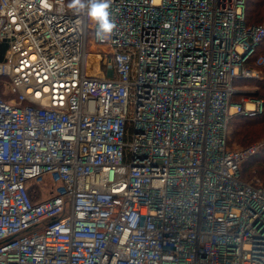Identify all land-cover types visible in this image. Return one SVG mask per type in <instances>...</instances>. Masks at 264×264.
<instances>
[{
  "label": "built area",
  "instance_id": "built-area-1",
  "mask_svg": "<svg viewBox=\"0 0 264 264\" xmlns=\"http://www.w3.org/2000/svg\"><path fill=\"white\" fill-rule=\"evenodd\" d=\"M247 1L110 0L97 39L71 0H0V264H264L261 144H228L264 110L234 99Z\"/></svg>",
  "mask_w": 264,
  "mask_h": 264
},
{
  "label": "trees",
  "instance_id": "trees-1",
  "mask_svg": "<svg viewBox=\"0 0 264 264\" xmlns=\"http://www.w3.org/2000/svg\"><path fill=\"white\" fill-rule=\"evenodd\" d=\"M247 23H258L264 20V0H248L246 5ZM262 20V21H261ZM264 57V40L257 47L251 60L248 62L249 66L262 68L264 64H258L259 58ZM237 86H253L256 87L253 95L264 99V78L251 77L237 79L235 82ZM242 94H236L234 99H240ZM231 132L228 138L230 145L232 138H235L241 145H251L261 141V149L258 153L250 157L242 166L241 178L244 181L251 182L259 180L264 183V110L255 115H235L230 120ZM259 143V142H258ZM33 198H36V192L32 188L30 190Z\"/></svg>",
  "mask_w": 264,
  "mask_h": 264
},
{
  "label": "clouds",
  "instance_id": "clouds-1",
  "mask_svg": "<svg viewBox=\"0 0 264 264\" xmlns=\"http://www.w3.org/2000/svg\"><path fill=\"white\" fill-rule=\"evenodd\" d=\"M69 7L76 13L82 10L90 22L96 25L97 39L110 35L116 24L110 12V0H71Z\"/></svg>",
  "mask_w": 264,
  "mask_h": 264
},
{
  "label": "rangeland",
  "instance_id": "rangeland-1",
  "mask_svg": "<svg viewBox=\"0 0 264 264\" xmlns=\"http://www.w3.org/2000/svg\"><path fill=\"white\" fill-rule=\"evenodd\" d=\"M262 21V20H261ZM264 21V20H263ZM258 23H260V22H258ZM251 24H257V23H251ZM262 70V69H261ZM262 76H263V78H264V70H263V73H262ZM255 89H257L256 87H253V86H249V85H247V86H244L243 88H242V92H243V96H248V95H250V94H253L252 92H254L255 91ZM236 100H241V98L240 99H236ZM231 129V128H230ZM259 143H261L262 144V142L261 141H258ZM257 142V143H258ZM230 147H246L245 145H241V144H239L238 143V141L235 139V138H232V141H231V143H230V145H229ZM249 146V145H248ZM62 183H61V181H59L57 184H55V182H54V180H52L50 177H46V179L44 180V181H42L41 183H40V186H41V188H43V190L44 191H46V192H55V188H57V187H62ZM69 211H70V205L68 204L67 205V213H69Z\"/></svg>",
  "mask_w": 264,
  "mask_h": 264
},
{
  "label": "water",
  "instance_id": "water-1",
  "mask_svg": "<svg viewBox=\"0 0 264 264\" xmlns=\"http://www.w3.org/2000/svg\"><path fill=\"white\" fill-rule=\"evenodd\" d=\"M5 48H6V44H3L2 47H1V57H0L1 59L4 56V50H5Z\"/></svg>",
  "mask_w": 264,
  "mask_h": 264
}]
</instances>
